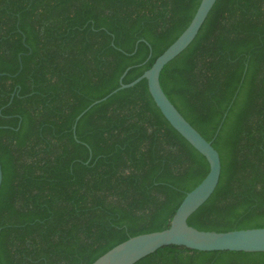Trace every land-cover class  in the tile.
Wrapping results in <instances>:
<instances>
[{
    "label": "trees",
    "instance_id": "16d2710c",
    "mask_svg": "<svg viewBox=\"0 0 264 264\" xmlns=\"http://www.w3.org/2000/svg\"><path fill=\"white\" fill-rule=\"evenodd\" d=\"M199 3L0 0V264H91L169 226L209 165L147 81L75 119L127 67L124 83L150 68ZM159 80L221 162L216 189L187 223L264 227V0H216ZM133 264H264V251L171 244Z\"/></svg>",
    "mask_w": 264,
    "mask_h": 264
},
{
    "label": "water",
    "instance_id": "95a60500",
    "mask_svg": "<svg viewBox=\"0 0 264 264\" xmlns=\"http://www.w3.org/2000/svg\"><path fill=\"white\" fill-rule=\"evenodd\" d=\"M216 0H200V3L186 28L154 60L150 68L129 83L122 82L127 67L119 79V86L106 96L92 102L75 119L94 104H97L123 88H129L140 80L147 81L148 91L170 125L185 138L207 160L209 169L204 178L189 192L175 210L167 228L158 231L137 234L118 243L91 264H133L140 258L165 245H179L199 251H264V227L233 229L228 231L201 230L187 223L188 217L200 207L217 187L221 162L218 151L211 141L205 139L178 111L164 93L160 84V72L163 67L195 38ZM76 124V123H75ZM75 124L73 128H75ZM2 168L0 164V186Z\"/></svg>",
    "mask_w": 264,
    "mask_h": 264
}]
</instances>
